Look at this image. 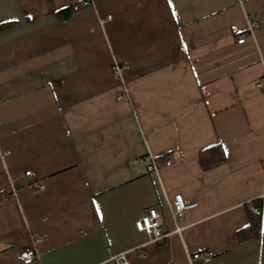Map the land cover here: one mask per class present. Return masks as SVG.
<instances>
[{
	"label": "crops",
	"instance_id": "0c3cea01",
	"mask_svg": "<svg viewBox=\"0 0 264 264\" xmlns=\"http://www.w3.org/2000/svg\"><path fill=\"white\" fill-rule=\"evenodd\" d=\"M83 1L0 0V264H264V0Z\"/></svg>",
	"mask_w": 264,
	"mask_h": 264
},
{
	"label": "built area",
	"instance_id": "2783aa9c",
	"mask_svg": "<svg viewBox=\"0 0 264 264\" xmlns=\"http://www.w3.org/2000/svg\"><path fill=\"white\" fill-rule=\"evenodd\" d=\"M242 1V0H239ZM83 5H88L89 1L85 0L82 3ZM257 27V21L253 20L250 16L247 22V28L245 31L240 33L237 37V42L242 43L248 35L252 36L254 29ZM264 82V75L255 83L256 86H261ZM146 160V159H145ZM137 161H141L140 159H136ZM149 162V160H147ZM146 161V162H147ZM170 162L165 161V164L168 165ZM263 171H264V163H263ZM25 175H30V171H25ZM39 188H42L43 185H38ZM195 201H187L185 200L180 193H176L173 195V198L170 202V210L173 218L177 220V222L182 220V217L185 213L190 211L196 206ZM135 227L138 231H143L149 235L151 241H160L166 235V231L163 228V218L161 213L154 207L148 208L143 215L135 221ZM181 227L177 225L176 231L179 232ZM38 239H34L30 246L24 247L17 253V258L25 263H31L32 261L37 259V253L34 246V243L37 242ZM211 255L208 252H196L189 256V260L201 259L202 261L210 260ZM115 264H129L125 253L121 252L113 257Z\"/></svg>",
	"mask_w": 264,
	"mask_h": 264
},
{
	"label": "trees",
	"instance_id": "16d2710c",
	"mask_svg": "<svg viewBox=\"0 0 264 264\" xmlns=\"http://www.w3.org/2000/svg\"><path fill=\"white\" fill-rule=\"evenodd\" d=\"M73 9L72 6H67L66 8H63L59 10L56 14L57 17L60 19H66L70 16ZM225 159L224 151L221 145L216 144L213 146H210L202 151L199 152L198 160L200 167L203 170H207L221 162H223ZM259 206L260 208V204ZM249 223L246 227H244L242 230H240L237 233V238L239 241H242L243 239L249 238V237H255L258 235L259 232V224H260V209L250 215Z\"/></svg>",
	"mask_w": 264,
	"mask_h": 264
}]
</instances>
